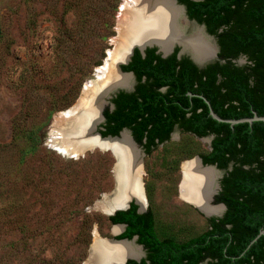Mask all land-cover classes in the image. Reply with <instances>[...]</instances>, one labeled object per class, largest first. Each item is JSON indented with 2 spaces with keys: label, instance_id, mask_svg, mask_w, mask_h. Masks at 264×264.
<instances>
[{
  "label": "rangeland",
  "instance_id": "obj_1",
  "mask_svg": "<svg viewBox=\"0 0 264 264\" xmlns=\"http://www.w3.org/2000/svg\"><path fill=\"white\" fill-rule=\"evenodd\" d=\"M124 1L0 0V264H84L94 232L113 238L108 215L91 208L114 188L113 155L66 158L51 128L113 49ZM32 127L39 144L22 157L15 136ZM209 138L176 129L140 159L145 211L181 241L211 218L180 193L182 165L209 151Z\"/></svg>",
  "mask_w": 264,
  "mask_h": 264
},
{
  "label": "trees",
  "instance_id": "obj_2",
  "mask_svg": "<svg viewBox=\"0 0 264 264\" xmlns=\"http://www.w3.org/2000/svg\"><path fill=\"white\" fill-rule=\"evenodd\" d=\"M177 2L215 38L218 60L200 68L187 57L178 59L177 48L165 58L155 48L143 55L134 49L121 66L133 74L134 88L111 99L98 132L113 137L127 129L147 156L176 129L197 138L212 136L210 150L199 158L224 171L214 203L226 210L183 241L158 228L150 207L139 213L133 202L108 221L125 225L116 239L137 236L143 246L145 257L126 264H264V234L259 236L264 229V121L231 125L210 115L211 109L223 120L264 117V0ZM240 57L245 63L239 66ZM38 132L32 127L15 136L24 143L22 157L36 150Z\"/></svg>",
  "mask_w": 264,
  "mask_h": 264
},
{
  "label": "bare ground",
  "instance_id": "obj_3",
  "mask_svg": "<svg viewBox=\"0 0 264 264\" xmlns=\"http://www.w3.org/2000/svg\"><path fill=\"white\" fill-rule=\"evenodd\" d=\"M118 35L114 41V49L110 52L112 62L101 78V84L91 89L85 96V100L75 117L76 124H81L82 132H87L91 125L99 122V111L102 108L103 98L110 86L126 87L130 83L128 75L119 74L113 67L114 63L123 60L134 45H157L163 52H167L173 46H178L181 52L190 54L195 60L203 61L213 56L215 42L209 40L203 32L189 22L182 10L173 0H125L121 7ZM63 116L62 112L59 114ZM54 118L51 133L60 128L61 134L72 128L70 121L63 117ZM55 121L57 123L55 125ZM69 127V128H68ZM66 131V132H65ZM73 133V132H71ZM54 149L67 151L60 142L52 140ZM86 146L106 147L113 146L110 142H100L95 138H87ZM122 166L114 171L116 182V194L105 206H118L127 198H133L137 203L144 202L141 168L136 165L137 152L133 148L126 135H122L117 145L113 148ZM183 181L181 183V196L187 203L194 205L206 214H215L219 208L212 206L211 198L219 177L211 168H202L197 160L183 164ZM115 227L114 231H118ZM99 244L98 240H95ZM100 247L96 245L94 251ZM93 251V252H94ZM119 257L137 256V249L130 245H121L115 253ZM118 257V258H119Z\"/></svg>",
  "mask_w": 264,
  "mask_h": 264
},
{
  "label": "water",
  "instance_id": "obj_4",
  "mask_svg": "<svg viewBox=\"0 0 264 264\" xmlns=\"http://www.w3.org/2000/svg\"><path fill=\"white\" fill-rule=\"evenodd\" d=\"M173 2L178 7L181 8L183 15L186 17V19L189 22H191L193 25H195L197 28H199L209 40L213 41L214 37L209 35L206 32L204 25H200L197 22L190 20L186 15V11H185L184 6L179 4L177 2V0H173ZM115 39H116V37L113 39V44H114ZM175 47H178V46H173L167 52H163L157 45H152V44H146V45H142V46L134 45V46L130 47L128 55L123 60H121L120 62H116L113 65V67L115 68V70L119 74L128 75L130 77L129 85L126 87L110 86L107 93L105 94V96L103 98L102 108L98 114V116L100 118L99 122L92 124L89 131L82 132V129L80 128L81 124L80 125L76 124L78 122L75 121V117L79 111V108L81 107V105L83 104V102L85 100L84 98H85L86 94H88V92L91 89H93L95 86L98 87L99 84L102 83L101 78L105 75L106 69L110 66V63L112 62V59L110 58V52L114 49V47H113V49L107 53V56H106L103 64L98 69H95V71L91 75L90 79H88L86 81V83L82 87L81 93H80L79 97L77 98L76 102L71 107H69L68 109H66L65 111L62 112L63 116H61V117H63L64 120L70 121L72 123L71 124L72 128L68 127L69 129H67V132L65 131L66 133H64V134H66V135L61 134L62 132H61L60 128H59V130L54 129V133H53L54 140L58 141V142L61 141V143L67 148L66 152H63L61 150L56 149V151L58 153H60L62 156L66 157V158H78L80 155L84 154L85 151L93 150V149L98 147V146H92V147L86 146L84 141L87 138H95L100 142L105 141V142H110L111 144H113V146L111 145V147L110 146L99 147L98 149H100L102 151L108 150L111 152V154L114 157L115 162H114V166H113V170H112L113 171V177H114V188L110 193L102 195L101 199L93 204V206L91 207L92 209L100 210L103 213L107 214L108 216H112L117 211L127 210L130 206V203L133 202L134 204L137 205V207H138L137 211L139 213H143L145 211L146 203H145L144 195H143L144 202H142V204L137 203V201L133 198H127L118 206H111V207L107 208L106 210L104 209V206L109 201H111L112 198H114V195L116 194V191H117L116 190L114 171H116L117 168L120 169V167L122 166V161L120 159H118L117 154L113 148L117 145V142L121 139L122 135L124 134L127 136L130 143L132 144L133 148L135 149V152H137V157L135 160L136 165L140 166V159L145 155V153L143 152V149L133 140L130 132L127 129L122 130L118 136L102 137L101 134L98 132V129H99L98 125L102 124L104 121V117L102 115L104 108L106 106L112 107L111 102H110L111 99L120 91L131 92L134 88V86L132 87V80L134 79L133 74L131 72H123L121 70V66L128 64V62L130 61V57H131L134 49H138L140 51V53L143 55L147 48H155L156 53L159 54L161 57L165 58L174 52ZM218 50H219L218 46H217V44H215L214 54L212 57L205 59L203 61H197L190 54L185 53V52H181V50L178 47L177 58L180 59L182 57H187L196 66L201 68V67L206 66L209 63H212V62L218 60V56H217ZM244 62H245V58L240 57L236 61V64L242 65ZM85 92H86V94H85ZM210 115L212 116L213 119H215L219 122H227V123H230L231 125L241 123V122L252 123L253 121H264V117H258L256 115H254V117L250 118V119L223 120V119L219 118L211 109H210ZM71 132H73V133H71ZM209 139H212V137ZM194 160L198 161V163L200 164V167L211 168L214 171H216L219 175V179H221L223 177L224 171L219 170L215 165H204L202 163V160L199 157H196ZM140 168H141V166H140ZM219 190H220V185H219V181H217L216 187H215L213 194H212V198H211L212 204L211 205L217 206L220 208L218 213L206 214L203 211H201L200 209L196 208L194 205H192V206L195 207L197 210H199L201 213H203L207 217H216V218L221 217L223 212L225 211V206L223 204H213L214 197ZM113 227H119V230L114 231L113 238H111V239L102 238L97 233H95V232L93 233V240H92V243L89 247L88 257L85 260L84 264H126V262L128 260H134V261L139 262L141 259H143L145 257V251L143 249V246L137 244V236H134L130 240H128V239H116L115 237L124 231L125 225L116 224V225H113ZM262 234H264V229H262L259 232V236ZM95 240H98L99 244H97ZM96 245L100 247L99 248L100 250L94 251V247H96ZM121 245H124V246L130 245L131 247L137 249L139 254L137 256H133V257L132 256L119 257L115 253L118 251V247Z\"/></svg>",
  "mask_w": 264,
  "mask_h": 264
},
{
  "label": "flooded vegetation",
  "instance_id": "obj_5",
  "mask_svg": "<svg viewBox=\"0 0 264 264\" xmlns=\"http://www.w3.org/2000/svg\"><path fill=\"white\" fill-rule=\"evenodd\" d=\"M177 52H178V51H177ZM184 52H185V51H184ZM187 53H189V52H187ZM132 54H133V53H132ZM131 56H132V55H131ZM130 58H131V57H130ZM237 60H238V59H237ZM237 60H236V61H237ZM236 61H235V63H236ZM237 65H238V64H237ZM239 66H240V65H239ZM134 79H135V78H134ZM171 135H172V134H171ZM209 137H212V136H209ZM211 140H212V139H211ZM182 166H183V165H182ZM219 170H220V169H219ZM222 171H223V170H222ZM223 175H224V174H223ZM221 179H222V178H221ZM221 179L219 180L220 189H221ZM217 180H218V179H217ZM219 191H220V190H219ZM219 191L217 192V194L219 193ZM217 194H216V195H217ZM216 195H215V196H216ZM214 198H215V197H214ZM213 204H215V203L213 202ZM217 204H222V203H217ZM223 205H224V204H223ZM224 206H225V205H224ZM214 207H216V206H214ZM217 208H219V207H217ZM137 209H138V208H137ZM219 210H220V208H219ZM225 210H226V207H225ZM137 212H138V211H137ZM144 212H145V211H144ZM218 212H219V211H218ZM218 212H217V213H218ZM224 212H225V211H224ZM224 212H223V214H224ZM215 214H216V213H215ZM223 214H222V216H223ZM222 216H221V217H222ZM221 217H219V218H221ZM124 229H125V227H124Z\"/></svg>",
  "mask_w": 264,
  "mask_h": 264
}]
</instances>
